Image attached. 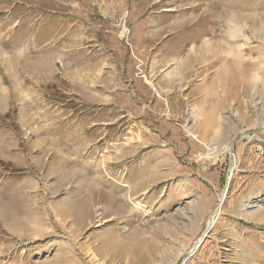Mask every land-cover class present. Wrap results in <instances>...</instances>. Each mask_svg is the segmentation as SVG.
I'll use <instances>...</instances> for the list:
<instances>
[{
	"label": "rangeland",
	"instance_id": "374dc122",
	"mask_svg": "<svg viewBox=\"0 0 264 264\" xmlns=\"http://www.w3.org/2000/svg\"><path fill=\"white\" fill-rule=\"evenodd\" d=\"M0 264H264V0H0Z\"/></svg>",
	"mask_w": 264,
	"mask_h": 264
},
{
	"label": "crops",
	"instance_id": "0c3cea01",
	"mask_svg": "<svg viewBox=\"0 0 264 264\" xmlns=\"http://www.w3.org/2000/svg\"><path fill=\"white\" fill-rule=\"evenodd\" d=\"M79 77H80V81H81L82 73H81L80 68H79ZM79 87H80L79 88L80 94L84 95V97L81 96L80 101L83 100L84 101L83 103L88 105V106L90 105V107H95L96 105H100V101H102V100H100L101 97L97 92L92 93V90H91L92 88L90 87V85L87 86L84 82ZM95 89H97V88H95ZM87 92H89L91 94H89V95L85 94ZM67 100H69V99H67ZM79 115L81 116V114H79Z\"/></svg>",
	"mask_w": 264,
	"mask_h": 264
},
{
	"label": "bare ground",
	"instance_id": "6f19581e",
	"mask_svg": "<svg viewBox=\"0 0 264 264\" xmlns=\"http://www.w3.org/2000/svg\"><path fill=\"white\" fill-rule=\"evenodd\" d=\"M220 4V3H219ZM223 4V3H222ZM221 4V5H222ZM242 19V17L241 16H233V18L230 20V21H232V22H234L235 23V29H236V31H238V32H240L241 31V29H240V27H239V23H240V21H242L241 20ZM240 34V33H239ZM235 35V34H234ZM223 39V38H222ZM227 39V38H226ZM226 39H223V42H220V44H219V46L221 47V48H225V40ZM218 214V213H217ZM215 223V219L213 218V219H211L210 220V227H212L213 226V224Z\"/></svg>",
	"mask_w": 264,
	"mask_h": 264
}]
</instances>
